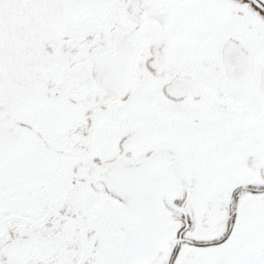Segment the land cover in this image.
<instances>
[{
    "label": "snow or ice",
    "instance_id": "6c2138e0",
    "mask_svg": "<svg viewBox=\"0 0 264 264\" xmlns=\"http://www.w3.org/2000/svg\"><path fill=\"white\" fill-rule=\"evenodd\" d=\"M0 264H264V0H0Z\"/></svg>",
    "mask_w": 264,
    "mask_h": 264
}]
</instances>
